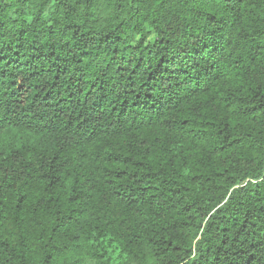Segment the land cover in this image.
<instances>
[{
	"label": "trees",
	"instance_id": "16d2710c",
	"mask_svg": "<svg viewBox=\"0 0 264 264\" xmlns=\"http://www.w3.org/2000/svg\"><path fill=\"white\" fill-rule=\"evenodd\" d=\"M0 264H264V0H0Z\"/></svg>",
	"mask_w": 264,
	"mask_h": 264
}]
</instances>
